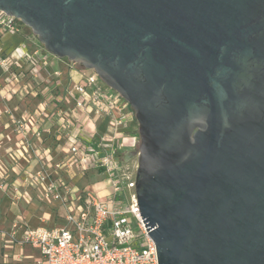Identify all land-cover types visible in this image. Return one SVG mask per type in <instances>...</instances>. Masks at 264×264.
Segmentation results:
<instances>
[{
  "label": "water",
  "instance_id": "1",
  "mask_svg": "<svg viewBox=\"0 0 264 264\" xmlns=\"http://www.w3.org/2000/svg\"><path fill=\"white\" fill-rule=\"evenodd\" d=\"M138 124L159 264H264V0H0Z\"/></svg>",
  "mask_w": 264,
  "mask_h": 264
},
{
  "label": "built area",
  "instance_id": "2",
  "mask_svg": "<svg viewBox=\"0 0 264 264\" xmlns=\"http://www.w3.org/2000/svg\"><path fill=\"white\" fill-rule=\"evenodd\" d=\"M23 27L19 19L0 10V32H20ZM49 55L47 51L28 52L21 47L9 55L0 54V68L8 74L5 88L9 91L24 76V71L14 68L20 66L21 58L28 57L32 67L37 68L48 65ZM80 71L81 80L74 81L69 90L74 101L71 109H48L45 104L12 120L21 139L7 154L17 178L7 179L10 173L0 162V187L13 189L14 202L31 200L29 189L36 190L43 200L59 202L65 222L33 227L18 215L11 229L0 235L6 250L4 257L16 258L10 250L20 242L38 250L36 264H159L156 243L149 235L137 201V165L132 170L117 153L137 143V138L127 141L120 134L122 127L136 121L135 112L94 70ZM102 116L109 118V132L102 135V144L96 146L85 141L82 134L95 133V119ZM55 127L65 138L63 154L58 159L51 149H40L31 139L51 134ZM31 151L41 166L33 169L30 165L23 170L19 163L29 161ZM93 169L103 172L108 187L91 190L76 183Z\"/></svg>",
  "mask_w": 264,
  "mask_h": 264
},
{
  "label": "crops",
  "instance_id": "3",
  "mask_svg": "<svg viewBox=\"0 0 264 264\" xmlns=\"http://www.w3.org/2000/svg\"><path fill=\"white\" fill-rule=\"evenodd\" d=\"M17 47L24 48L28 52L40 49V51L46 53V50L38 43L35 36L29 34L24 27L20 32H0L1 56L9 55ZM19 65L14 68L24 71L25 74L10 87L9 91L5 88L8 74L0 68V162L7 167L10 173L7 179H10V181L16 180L17 174L12 169L13 162L7 152L10 148L15 147L21 139V136L14 130L12 120L21 117L27 110L32 111L45 104L48 105V109L55 106H61L65 110L71 109L74 101L69 95V90L74 81H80L82 78L81 68L76 66L74 62L53 57L51 54L49 55V63L46 66L39 65L37 68H33L28 57L21 58ZM108 125L109 118L107 116L97 117L95 119L96 132H85L82 134V138L91 144L100 146L102 144V135L109 132ZM120 134L127 137V141L130 140L128 138L135 137L138 142L137 123L132 122L122 127ZM31 139L33 144L40 149H51L55 159L62 156L65 138L57 127L54 128L51 134L43 135L42 138L32 137ZM135 149H137L135 146H127L117 151L123 162L129 167L133 166L131 159L134 157L130 155V152ZM30 154H28L30 156L29 161H21L19 163L21 169L24 170L30 165L33 169L40 168L41 164L35 153L31 151ZM20 168L19 170H21ZM89 172L98 176L103 175V172L97 169ZM89 172L78 179L77 182L75 181L80 187H82L80 183L83 178L89 175ZM85 186L92 188L91 190L99 188L93 185ZM29 193L32 195L31 200L21 199L18 202H14L13 189L11 187L8 189L0 187V235L2 232H8L11 229V225L18 215H22L28 224L33 227L44 223L48 225L54 224L56 219L57 221L59 220V214H62L59 202H48L41 199L38 192L34 189H29ZM21 234L22 230L19 232V238ZM2 245L0 236V264H36L39 253L32 247L18 242L10 250V254H16V258L10 257L6 259L4 257L6 250ZM28 248L30 251H28Z\"/></svg>",
  "mask_w": 264,
  "mask_h": 264
},
{
  "label": "rangeland",
  "instance_id": "4",
  "mask_svg": "<svg viewBox=\"0 0 264 264\" xmlns=\"http://www.w3.org/2000/svg\"><path fill=\"white\" fill-rule=\"evenodd\" d=\"M24 29L29 33V34H33L31 28L27 27V26H24ZM34 35V34H33ZM35 36V35H34ZM35 38L37 39L38 43H40V41L38 40L37 36H35ZM40 45H42L40 43ZM45 49V48H44ZM51 54V53H50ZM52 55V54H51ZM53 57H55L54 55H52ZM67 60V59H66ZM69 61V60H68ZM76 66L82 68V66L76 64ZM137 133H138V124H137ZM139 141H140V138H139V133H138V142L136 143L135 145V148L138 149V146H139ZM124 157V156H123ZM132 161V164L133 166H131V169L135 170V165H137V161H138V158L137 156H134L132 157L131 159ZM80 185H82V187H84L85 185H90V186H95V187H99L98 189H105L107 186V184L105 183V176H98L96 174H93L91 172H89V175H87V177L83 178L82 182L80 183ZM86 187V186H85ZM88 189H92V188H88ZM109 189V188H108ZM63 213V211L61 212ZM61 218V219H60ZM62 220V221H61ZM58 222V223H57ZM64 218L62 216V214H59V220L57 221L56 219V222L53 224H47V223H44L43 225H48V226H52V225H55V224H62L64 223ZM2 242V241H1ZM34 249V248H33ZM35 250V249H34ZM28 251H30V249L28 248ZM38 252V250H36ZM39 253V252H38Z\"/></svg>",
  "mask_w": 264,
  "mask_h": 264
},
{
  "label": "trees",
  "instance_id": "5",
  "mask_svg": "<svg viewBox=\"0 0 264 264\" xmlns=\"http://www.w3.org/2000/svg\"><path fill=\"white\" fill-rule=\"evenodd\" d=\"M20 21V20H19ZM21 23H22V21H20ZM23 24V23H22ZM24 25V24H23ZM24 26H26V25H24ZM43 46V45H42ZM44 47V46H43ZM135 123H137L136 121H135Z\"/></svg>",
  "mask_w": 264,
  "mask_h": 264
}]
</instances>
